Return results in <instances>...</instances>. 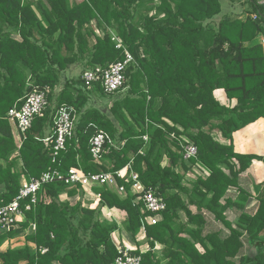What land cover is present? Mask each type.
I'll list each match as a JSON object with an SVG mask.
<instances>
[{
    "label": "trees",
    "instance_id": "trees-1",
    "mask_svg": "<svg viewBox=\"0 0 264 264\" xmlns=\"http://www.w3.org/2000/svg\"><path fill=\"white\" fill-rule=\"evenodd\" d=\"M152 1L0 0V206L19 195L25 180L55 170L62 174L44 184L39 202L25 210L16 228L0 229V264H116L120 252L113 234L123 230L136 242L142 229L149 249L130 251L141 256V264H264V183L256 186L257 206L247 208L252 192L242 180L253 161L264 158L238 153L233 141L225 145L214 136L219 131L232 140L234 132L264 117V48L247 45L264 34V9L253 1L257 18L217 20L223 0H159L157 6ZM93 21L107 30L116 22L117 37L135 57L114 96L128 91L113 98L110 114L87 106L92 95L105 96L101 83L89 89L83 77H67L57 92L62 75L78 62L105 68L125 58L108 31L101 37L89 28ZM10 26L21 41L12 38ZM34 89L46 92L49 105L18 146L8 112ZM220 90L224 100L216 95ZM64 105L73 108L76 123L56 154L55 140L47 145L44 139L55 135V115ZM101 132L107 140L96 160L91 141ZM184 135L198 149L189 160ZM165 156L169 162L163 165ZM131 162L145 189L166 203L156 223L148 221L152 212L125 178L118 177L116 188L94 187L100 197L92 206L85 204L88 192L66 178L72 167L115 173ZM197 164L210 174L198 176L189 190L185 174ZM106 206L125 211V221L106 218ZM229 208L239 212L236 227L226 216ZM205 211L228 232L210 226ZM21 234L24 246L1 249ZM157 244L163 245L162 257Z\"/></svg>",
    "mask_w": 264,
    "mask_h": 264
},
{
    "label": "built area",
    "instance_id": "built-area-1",
    "mask_svg": "<svg viewBox=\"0 0 264 264\" xmlns=\"http://www.w3.org/2000/svg\"><path fill=\"white\" fill-rule=\"evenodd\" d=\"M116 41L117 48L124 49L125 58L120 61L113 62L105 68L96 67L88 68L84 74L83 79L86 86L92 89L95 84L101 83L104 92L107 95H112L120 91L127 82V69L135 62L134 55L124 47L122 40L118 37H113ZM49 101L44 90L34 89L28 93L22 105L19 107L15 105L8 112V118L12 124L13 133L17 140L18 146H22L23 138L28 129L31 128L36 116L40 115L48 107ZM72 109L66 105L61 106L55 115L54 136H48L44 139L45 143L49 145L55 140L56 154L65 149L68 138L73 135L76 118L72 114ZM107 136L105 133H98L91 141V152L96 160L102 156ZM148 140V137H145ZM198 149L196 145L187 140L184 144V156L189 160L196 157ZM56 177H62V174L55 170L45 172L39 178H32L25 180L21 187L19 195L9 204L0 206V229L10 231L18 226V222L25 219V210H29L32 206L39 202V192L44 184L52 181ZM119 178H125L127 182H133L132 191L134 194L140 195L145 202L148 211L152 215L148 218L150 223H156L163 210L166 208V203L163 198L154 194L152 190H146L140 180V175L132 168V162L125 168L117 172H101V173H86L82 169L72 167L67 174V181L73 185L80 184L87 192L93 193V188L102 185L117 186ZM119 192L125 193L123 185L118 186ZM95 197L100 195L93 193ZM25 203V208L22 204ZM35 229V225L33 226ZM120 255L116 258V264H141V256L132 255L129 247L122 248L118 246ZM47 248H43L42 252H46Z\"/></svg>",
    "mask_w": 264,
    "mask_h": 264
},
{
    "label": "crops",
    "instance_id": "crops-1",
    "mask_svg": "<svg viewBox=\"0 0 264 264\" xmlns=\"http://www.w3.org/2000/svg\"><path fill=\"white\" fill-rule=\"evenodd\" d=\"M75 1H76L75 3H77V2L79 3L82 0H75ZM245 1H243V2H245ZM257 3L259 5H261L264 9V0H259V2H257ZM230 4L231 3H229V5H226L225 0H223V13L222 14L230 15L232 17H234L236 15L241 19H245L244 17H247L248 15L252 16L253 18H257V14L253 11L251 5L247 6V4L245 3V5H243V7H244L243 15L242 14L240 15L237 12V8H233L235 6L232 7ZM10 28H11L10 31H11L12 38H14L18 41H21L22 37H21L20 33L16 32V30L14 28H12L11 26H10ZM256 44H261L264 48V34L263 33H259L254 39L250 40L247 43V45H256ZM216 95L220 100L225 99V94L221 90L219 92H216ZM167 121L170 124H172L171 121H169V120H167ZM214 136L218 141H220L221 143H223L225 145H228L231 143V141H233L235 151L238 153L250 154V155H255V156L264 158V117H261L258 120L248 124L247 126L239 129L238 131L234 132L232 140L224 138L219 131H215ZM183 138L186 140H189V138L185 135L183 136ZM168 162H169V159H168V157L165 156L163 165H166ZM188 166L190 168L191 164L188 163ZM180 169L183 173L184 170L182 168H180ZM209 174L210 173H209V170L207 168H204L198 164L194 165L193 167H191V170H189L185 174V179L183 181V185L185 187H187L189 190H192L193 185L197 181L198 176L207 177ZM242 177H243L242 180L244 182H246V184L248 185V187H250L251 192H252V198L250 199V202L248 203L247 208H254L259 203V200L257 197L258 191L256 189V186L264 183V161L259 160V159H255L253 161V164L250 166V168L242 174ZM114 188H116V187H114ZM236 190L237 189H235V188H230L229 192L230 193L236 192L238 194V191H236ZM91 195L95 196L93 193H91ZM182 196H183L184 200H186L187 203H189V195L187 193H182ZM210 196H212V195L210 194ZM96 199H97V197H96ZM190 207L194 212H197V206L190 204ZM103 212H104V215L106 218H108L109 220L115 219L119 224H122L127 217V214L125 211L118 209L116 207L115 208H109L106 206L103 208ZM204 213L209 218L208 224L210 226H212V227L215 226L217 228L222 227L226 233L228 232L227 228L223 226L222 222L217 221L216 217L212 213H209L207 211H205ZM182 216H183L182 217L183 220L187 221L186 214L182 213ZM226 216H227L228 220L232 223V225L234 227H236L237 223L239 221L238 210L236 208H229L226 211ZM191 226L193 227L194 225H191ZM114 238L116 240H119L121 243L123 242L122 245L129 247L131 250H133V249L135 250L138 247H140V249L142 251H146L149 249V244L147 242L144 229H142L141 232L138 234L136 242H133L130 239L129 235L123 230L117 231L116 233H114ZM25 243H26L25 234L16 235L12 238H8L3 243L1 249L7 250L11 246L24 245ZM29 245L33 248L35 247V245L33 243H29ZM159 247L161 249L160 251L158 249ZM198 247L201 251H203V248L201 245H198ZM155 251L159 254V256L162 257L163 256V254H162L163 245L157 244Z\"/></svg>",
    "mask_w": 264,
    "mask_h": 264
},
{
    "label": "rangeland",
    "instance_id": "rangeland-1",
    "mask_svg": "<svg viewBox=\"0 0 264 264\" xmlns=\"http://www.w3.org/2000/svg\"><path fill=\"white\" fill-rule=\"evenodd\" d=\"M253 1H257L259 2V0H246L245 3L247 4V6H250L251 7L253 6ZM76 1L75 0H70V3H75ZM160 3L159 0H154L150 3L157 6L158 4ZM229 3H231L230 5L233 7V8H237V12L238 14H242L243 15V10H244V7L243 5H245V3L241 2V0H225V4L226 5H229ZM253 9V7H252ZM150 14H156V10L155 8L151 9L150 10ZM224 14L218 16V19L219 20ZM236 16V15H235ZM246 18V17H244ZM105 25V24H104ZM91 27H89L90 29L94 30L96 35L98 36H105V33L108 31L110 33V35L112 37H117L119 36L118 35V30H117V26L118 24L115 22L114 26H107L109 29H104L103 27L99 26L98 25V22L97 21H93L91 24H90ZM118 38V37H117ZM90 42H94L95 41V37H91V39H89ZM85 61V62H84ZM89 67V64L86 62V60H83V63H81V65L79 66V63L71 66V69H69L68 71L65 72V75H62L61 77V84L62 85H59L57 87V92H59L62 88H63V85L65 84V82L67 81V77L68 78H75V79H78V78H82L83 77V73L88 69ZM90 68V67H89ZM128 91V88L127 89H124L121 93H119V95H124L126 94ZM117 96H119L118 94H116ZM114 96V94L112 95H107L105 94L104 95H100V94H96L95 97H93L94 95L91 96V98L89 99L88 101V105L89 108H99V110L101 111H104L108 114H110V109H111V106L113 105V101L114 99L113 98H116L117 96ZM98 187V186H97ZM91 193H86V196L84 197V200H85V204L88 205V206H92L94 205L95 203H93L95 200H96V197L95 196H92ZM66 195L64 194L63 195V198H65ZM94 197V198H93ZM72 200V199H71ZM76 199H73L72 202H75ZM114 235V234H113ZM115 239V238H114ZM116 243L117 245L120 247H122V243L119 241V240H116ZM25 245V244H24ZM24 245H16L15 247H21V246H24ZM13 247V246H12ZM159 251L161 250L160 247L158 248Z\"/></svg>",
    "mask_w": 264,
    "mask_h": 264
},
{
    "label": "water",
    "instance_id": "water-1",
    "mask_svg": "<svg viewBox=\"0 0 264 264\" xmlns=\"http://www.w3.org/2000/svg\"><path fill=\"white\" fill-rule=\"evenodd\" d=\"M258 21H260V19Z\"/></svg>",
    "mask_w": 264,
    "mask_h": 264
}]
</instances>
